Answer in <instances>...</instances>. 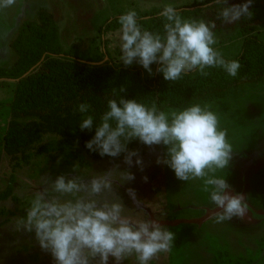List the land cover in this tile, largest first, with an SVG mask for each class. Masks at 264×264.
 Masks as SVG:
<instances>
[{"label":"rangeland","instance_id":"374dc122","mask_svg":"<svg viewBox=\"0 0 264 264\" xmlns=\"http://www.w3.org/2000/svg\"><path fill=\"white\" fill-rule=\"evenodd\" d=\"M209 1L213 0H15L13 5L0 8V67L10 65L11 43L24 21H35L40 11L54 12L58 16L64 37L60 44L65 51L85 61L100 57V62L93 63L99 65L109 60L122 63L116 33L101 37L100 24L129 10L143 16L160 12L167 4L183 8ZM252 9L259 25L254 35L264 41V0H253ZM215 36L218 43L214 47L224 57L234 58L239 54L244 40L239 28ZM132 65L148 78L153 77L158 66L151 65L153 74L149 75L139 64ZM12 97L13 86L0 85V195L13 177V194L18 199L0 201V264H54L51 254L41 249L34 233L17 231L15 222L26 215L28 200L39 187L42 176L53 179L61 174L74 176L77 173L72 168L76 163L81 165V172L89 176L108 171L115 165L134 175V180L116 188L125 206L130 208L127 214L134 219H156L175 234L171 250L158 254L149 264H264V82L243 84L222 98L197 103L210 104L218 116L219 127L227 131L226 139L233 151L224 173L218 175L224 176L230 185V189H226L230 195L244 196L250 211L242 218L233 217L223 223L210 218L202 224L172 225L182 220H200L217 209L202 191V181H180L167 165L157 164V158L165 157L164 145H143L134 149L142 166L135 164L137 157H133L132 166L126 165L124 154L116 158H95L85 150L81 139L71 136L82 118L79 112L73 111L61 119L58 132L45 131L29 150L6 154L3 138L10 121ZM129 188L143 205L141 209H136L127 192ZM109 264H113L111 258ZM123 264H136V261L129 258Z\"/></svg>","mask_w":264,"mask_h":264},{"label":"clouds","instance_id":"9594fccd","mask_svg":"<svg viewBox=\"0 0 264 264\" xmlns=\"http://www.w3.org/2000/svg\"><path fill=\"white\" fill-rule=\"evenodd\" d=\"M222 5L217 19L232 24L242 18H251L252 0L229 6L228 0H213ZM15 0H0V8L13 5ZM210 5L205 4L204 7ZM165 19L163 33L142 29L137 12L129 10L118 17L120 61L125 66L133 63L142 66L149 75L151 65L165 81L175 82L189 72L207 76V69L221 68L236 77L241 67L237 60H226L214 47L218 40L213 32L214 22L184 19L177 9L167 4L159 13ZM125 89L121 87L119 92ZM113 97L118 96L112 89ZM210 104H192L183 109L161 111L153 103L148 106L135 99L112 98L107 100L105 111L95 122L89 113L91 105L80 103L74 113L82 114L80 129H95L94 136L85 147L101 157L123 155V162L142 166L136 151L128 144L138 140L144 145H164L163 163L172 169L180 181L201 180L202 191L211 205L210 216L216 223L233 217H243L248 204L242 194L230 195V185L224 176L233 151L226 139L227 131L219 127L218 116ZM59 163V160L57 161ZM68 177L64 174L53 179L41 177L39 187L32 192L25 208L26 215L17 218L15 228L34 233L42 250L49 252L54 264H123L134 258L136 264H149L158 254L168 252L175 234L156 219H134L116 188L135 179L118 165L108 171L87 175L76 163ZM136 209L143 205L133 189H127Z\"/></svg>","mask_w":264,"mask_h":264},{"label":"trees","instance_id":"16d2710c","mask_svg":"<svg viewBox=\"0 0 264 264\" xmlns=\"http://www.w3.org/2000/svg\"><path fill=\"white\" fill-rule=\"evenodd\" d=\"M246 2L228 0V5ZM205 4L210 6L204 7ZM221 7L209 1L176 9L184 19L214 22L215 34L240 29L244 40L239 54L234 58L224 57L226 60L239 61L241 67L236 77L229 76L221 68H210L207 69V76L193 71L171 82L165 81L156 70L153 77L148 78L140 68L112 60L95 65L92 63L100 62V57L85 61L63 49L59 42L57 21L52 13L40 11L35 21H24L11 43L12 64L0 67V85L13 86L9 105L10 121L3 138L4 152L11 155L29 150L45 131L58 132L56 129L59 130L61 119L68 117L80 103L90 104L88 115H93L95 122H99L107 100L112 98L135 99L148 106L155 103L159 110L168 112L222 98L243 84L264 82V41L254 35L259 31V25L252 4L249 7L252 17H244L232 24L217 19ZM160 12L137 15L142 29L163 33L166 21L159 15ZM117 21L118 17L106 21L98 31L101 37L114 35L120 27ZM121 87L125 91L119 92ZM112 89L117 90V97H113ZM81 119L71 136L81 139L85 147L86 142L94 136L95 129L82 131L79 127ZM143 145L133 140L127 147L134 150ZM85 150L95 158L100 157L98 152L86 147ZM14 182L15 178L12 177L7 190L0 195V201L9 198L18 201L13 194Z\"/></svg>","mask_w":264,"mask_h":264},{"label":"water","instance_id":"95a60500","mask_svg":"<svg viewBox=\"0 0 264 264\" xmlns=\"http://www.w3.org/2000/svg\"><path fill=\"white\" fill-rule=\"evenodd\" d=\"M16 6H18L17 4H16ZM93 64V63H92ZM216 211H219V209L217 208V209H215ZM248 212H250L249 211V209H248ZM211 218V216H210V212H208V214L204 217V218H202V219H200V220H190V221H188V220H186V221H177V222H174L172 225H177V224H183V223H188V224H202V223H204L205 221H207V220H209ZM161 225H163L164 223H160Z\"/></svg>","mask_w":264,"mask_h":264},{"label":"crops","instance_id":"0c3cea01","mask_svg":"<svg viewBox=\"0 0 264 264\" xmlns=\"http://www.w3.org/2000/svg\"><path fill=\"white\" fill-rule=\"evenodd\" d=\"M50 13H52L54 16H55V18H56V21H57V25H58V28H59V42H63L64 41V37H63V34H62V31H61V28H60V26H59V24L58 23H60V20H59V18H58V16L56 15V13H54V12H50ZM63 17V16H62ZM62 17H60V19L62 18ZM65 23V22H64ZM85 23L87 24V22L85 21ZM66 25V24H65ZM88 25V24H87ZM102 26V24H100V27ZM90 27V25H88V28ZM94 39L95 38H93L92 39V42L94 41Z\"/></svg>","mask_w":264,"mask_h":264}]
</instances>
